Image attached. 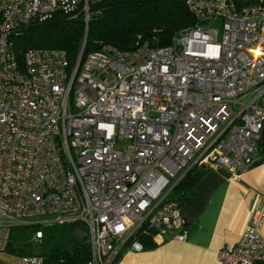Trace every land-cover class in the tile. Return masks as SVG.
Segmentation results:
<instances>
[{
	"label": "built area",
	"instance_id": "2783aa9c",
	"mask_svg": "<svg viewBox=\"0 0 264 264\" xmlns=\"http://www.w3.org/2000/svg\"><path fill=\"white\" fill-rule=\"evenodd\" d=\"M98 1L0 0V251L10 228L28 224L81 223L89 264L142 251L147 230L153 242L183 241L186 223L168 197L185 173L198 163L237 176L257 151L264 0H186L196 23L165 46L104 43L82 58L83 42L73 64L61 48L18 58L11 33L77 10L86 33ZM262 227L264 209L218 252L221 263L264 260Z\"/></svg>",
	"mask_w": 264,
	"mask_h": 264
},
{
	"label": "trees",
	"instance_id": "16d2710c",
	"mask_svg": "<svg viewBox=\"0 0 264 264\" xmlns=\"http://www.w3.org/2000/svg\"><path fill=\"white\" fill-rule=\"evenodd\" d=\"M85 33L84 15L56 12L44 21L29 23L10 34L18 58L28 47L61 48L67 53L70 64L82 49V58L108 43L119 50H131L147 41L151 46H165L174 36L192 27L196 18L188 10L186 0H99L91 5ZM264 154V132L258 143ZM202 164H194L177 183L168 200L181 206L191 197L192 187L206 172ZM79 229L83 235H78ZM36 230L40 239L43 264H89L91 249L86 228L78 222L68 224H28L9 229L3 252L14 255L34 254L31 238ZM147 230L140 236L145 248L155 246Z\"/></svg>",
	"mask_w": 264,
	"mask_h": 264
},
{
	"label": "crops",
	"instance_id": "0c3cea01",
	"mask_svg": "<svg viewBox=\"0 0 264 264\" xmlns=\"http://www.w3.org/2000/svg\"><path fill=\"white\" fill-rule=\"evenodd\" d=\"M259 159L262 162L254 165ZM206 168L193 185L191 197L180 206L185 240L152 241L155 246L142 251H124L116 264H222L218 252L232 247L252 214L264 209V154L257 150L249 169L237 176L217 167ZM0 264H17V255L0 251Z\"/></svg>",
	"mask_w": 264,
	"mask_h": 264
},
{
	"label": "rangeland",
	"instance_id": "374dc122",
	"mask_svg": "<svg viewBox=\"0 0 264 264\" xmlns=\"http://www.w3.org/2000/svg\"><path fill=\"white\" fill-rule=\"evenodd\" d=\"M257 150H259V149L257 148ZM42 218H43V216L36 217L37 220L38 219H42ZM31 247H32V252L35 253V254L40 253L41 250H42L41 244H40V242L38 240L32 241L31 242Z\"/></svg>",
	"mask_w": 264,
	"mask_h": 264
},
{
	"label": "water",
	"instance_id": "95a60500",
	"mask_svg": "<svg viewBox=\"0 0 264 264\" xmlns=\"http://www.w3.org/2000/svg\"><path fill=\"white\" fill-rule=\"evenodd\" d=\"M262 162V159H259V160H257L255 163H254V165L255 164H259V163H261Z\"/></svg>",
	"mask_w": 264,
	"mask_h": 264
}]
</instances>
